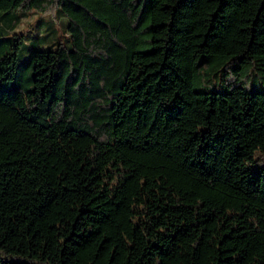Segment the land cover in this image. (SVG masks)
<instances>
[{
	"label": "trees",
	"instance_id": "16d2710c",
	"mask_svg": "<svg viewBox=\"0 0 264 264\" xmlns=\"http://www.w3.org/2000/svg\"><path fill=\"white\" fill-rule=\"evenodd\" d=\"M15 11H56L72 46L21 91L0 40V264H264V0Z\"/></svg>",
	"mask_w": 264,
	"mask_h": 264
},
{
	"label": "rangeland",
	"instance_id": "374dc122",
	"mask_svg": "<svg viewBox=\"0 0 264 264\" xmlns=\"http://www.w3.org/2000/svg\"><path fill=\"white\" fill-rule=\"evenodd\" d=\"M68 25L69 20L56 11L46 14L15 11L0 18V40L11 38L10 44H14L19 39L20 43L14 77L7 84H1V87L21 91L29 89L30 68L36 51L55 50L60 43L71 48Z\"/></svg>",
	"mask_w": 264,
	"mask_h": 264
}]
</instances>
